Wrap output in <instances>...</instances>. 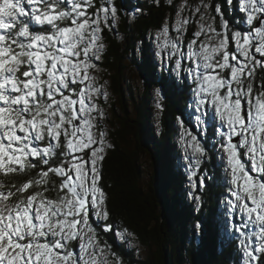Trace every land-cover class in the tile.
<instances>
[{
    "label": "snow or ice",
    "instance_id": "snow-or-ice-1",
    "mask_svg": "<svg viewBox=\"0 0 264 264\" xmlns=\"http://www.w3.org/2000/svg\"><path fill=\"white\" fill-rule=\"evenodd\" d=\"M237 2L250 26L243 33L230 29L219 4L213 8L201 0L191 9L205 23L188 44L187 58L197 61L188 76L198 85L196 125L204 131L209 103L222 122L219 146L233 185L228 192L234 198L226 199L227 224L241 238L244 264H264V83L254 94L256 69L264 71V0ZM226 3L231 7L233 0ZM90 8L94 10L89 12ZM187 10L185 0L177 8L175 37L168 36L167 24L157 37L165 38L163 47L181 71L185 58L181 36L191 21L181 13ZM118 11L114 0L98 7L93 0H0V170L29 176L19 187L11 185L14 192L0 193V264H122L107 245L96 241L89 223L90 213L105 221L109 216L99 182L105 149L112 145L99 130L104 113L95 103V97L107 94L102 85L79 87L96 80L89 69L97 67L104 48L103 26L112 28ZM211 12L222 20L219 30ZM44 25L49 29L39 30ZM229 38L235 51H228ZM217 69H227L229 76L221 77ZM221 88L227 89L224 96ZM156 95L162 97L161 90ZM178 123L185 128L186 150H192L185 157L192 168L193 162H203L207 150L182 118ZM240 149L249 160L247 166ZM50 173L60 178L59 184ZM199 185H205L204 177ZM30 188L34 190L28 192ZM48 191H55L56 197L45 196ZM9 197L15 199L8 202ZM237 213L242 217L239 222ZM196 228H201L199 222ZM104 230L112 231L113 226L106 223ZM114 234L121 240L131 235L127 230ZM73 241H78L79 252Z\"/></svg>",
    "mask_w": 264,
    "mask_h": 264
},
{
    "label": "trees",
    "instance_id": "trees-1",
    "mask_svg": "<svg viewBox=\"0 0 264 264\" xmlns=\"http://www.w3.org/2000/svg\"><path fill=\"white\" fill-rule=\"evenodd\" d=\"M114 2L119 10V20L115 23L116 27L112 24L114 30L107 29L103 32L101 42L104 50L97 65L107 73L113 85V93L121 100L126 92L123 60L129 52L135 54L136 43L142 41V59L140 62L135 59L134 63L143 74L145 89L136 106L135 117L126 111L127 106L124 103L122 112L113 110L112 117L115 122L110 130L112 147L105 152L102 179L99 182L105 193L104 205L109 216L105 221L98 220L92 213L89 214L90 224L96 232V240L102 247L107 245L122 264H240V242L231 238L227 230L223 232V221L227 223V220L222 216L227 215H223L226 208L220 206L219 200L228 190V180L218 162L219 154L216 148L219 145L215 130H212V125H209L206 132L197 130L194 126L192 107L189 105L191 88L185 81L178 84L151 68V45L146 36L149 31L161 29L166 15L173 14L175 9L165 6L162 2L157 6L137 0ZM210 2L221 6L224 19L229 21L231 30H239L242 33L247 30L245 14L240 11L237 0H233L231 7L226 0ZM93 3L98 7L105 3V0H93ZM135 7L143 12L133 15V20H129L133 17L130 12ZM217 23H222L220 16H217ZM48 29L49 26L44 25L39 30ZM229 45L233 50L234 43L231 38ZM23 69L22 65L21 71ZM262 83L264 71L257 67L254 77L256 93L262 90ZM155 88H160L165 97L160 119L162 128L159 132L152 124L154 109L151 105V92ZM127 89L134 101L131 87L127 85ZM178 118H182L184 125L198 135L207 150L201 175L196 176L194 189L185 188L186 184H192L190 177L193 172L185 169L187 167H184V172L176 166L181 154V149L177 146L180 125ZM143 155L150 157L153 167L149 189H145L141 183ZM17 168L19 169V166ZM32 175H36V170L32 171ZM200 176L205 178L203 187L199 185ZM50 177L59 184V177L51 173ZM28 179V175L19 171L5 173L0 170V193L14 192L12 184L19 187ZM34 188L28 189V192ZM44 195L55 198L57 193L48 191ZM197 197L200 198L199 204L193 199ZM14 199L15 197H9L8 202ZM197 222L201 225L199 230L196 228ZM106 223L113 226L112 231L104 230ZM123 230H127L135 236L139 244L149 249L150 254L145 260L140 259L135 250L122 243L114 234ZM72 247L77 249L76 241L72 242Z\"/></svg>",
    "mask_w": 264,
    "mask_h": 264
},
{
    "label": "rangeland",
    "instance_id": "rangeland-1",
    "mask_svg": "<svg viewBox=\"0 0 264 264\" xmlns=\"http://www.w3.org/2000/svg\"><path fill=\"white\" fill-rule=\"evenodd\" d=\"M140 2H144L147 1L150 4H154V5H159L161 2L165 5V6H171L175 9L173 14H168L166 15L164 22L162 24L165 25L167 24L169 27V33L168 36L169 37H175L176 36V26H175V19H176V14H177V8L185 3V0H181L178 1L177 0H137ZM187 5H188V10L184 11L183 13H181L182 16L184 17H191V21L185 25L184 27V31H183V35L181 36V42L183 45L182 51L185 53V58L182 61V65H183V70H178L175 67V57H173L172 59H169V50L165 47H163L164 44V37L161 36L160 39L158 40L157 37L161 32V29L159 30H153V31H149L148 36H146V39L148 42H150L151 45V53H152V66L151 68L156 71L159 75H163L165 74L169 80H174L176 83L180 84V82L185 81L188 84V87L191 88V96L189 99V105L192 107L191 113L192 116L194 118L195 115V104L196 101L198 100V97L195 94V89L197 88V83L194 82L192 80V78L190 76H188V70L194 66V64L197 62L196 58L193 57L192 59H188L187 58V50H188V44L190 43V41L193 39V34L196 31L200 30V25L201 23H205L200 21L199 19V14L198 13H194L191 11V9L195 8L197 5L200 4L201 0H186ZM209 3L210 0H208ZM212 4V3H211ZM217 4H212L213 8L216 6ZM94 9H89L90 11H93ZM143 11L137 7L133 8L132 11L130 12L131 16L133 15H140ZM245 14V13H244ZM211 15L216 16V21L214 23V26L217 27V29L219 30V24L217 23V15L215 12H211ZM245 17V26L247 28V30H249L250 26L247 24L246 22V14L244 15ZM133 17H130L129 20H133ZM119 20V17H118ZM117 21H115L113 24H117ZM57 23H60L59 21ZM255 23V22H254ZM115 24V27H116ZM114 30L113 26L112 28H108L107 26H103V31L101 33L100 36V42L101 39L103 37V32L104 30ZM246 30V31H247ZM205 37L202 34L200 37V40H204ZM200 40H198V44L200 42ZM210 43H214V42H210ZM142 47H143V42L139 41L138 43H136V49H135V54L131 52H129L126 57L123 60V65L125 66V70H124V74H125V83H124V91H126L124 93V96H122V101L119 99V96L115 95L113 93V85L111 84V81L109 79V77L107 76V73H105L104 71H102L100 69V67L97 65L96 68H90L89 69V75L90 76H95L96 80L94 81H85L84 84L79 85V87L83 88L85 87V85L91 83L93 86H100L102 85L103 88L102 90L104 92H106V96H97L95 97V103L97 105H99L100 109L103 111L104 115L102 117L99 118V130L103 131L106 133V144L110 143V130H111V125H113V123L115 122V120L113 119V110L117 111V112H122V106L123 103L126 104L127 106V110L130 114V116L135 117L137 115V110H136V106L138 104V102H140V98L142 97L143 93H144V89H145V83L143 81V77H142V72L141 70H139V67L136 66L135 59L136 61L138 60V62L141 61L142 59ZM231 46L228 44V51L232 52L235 51V46L233 48V50L230 48ZM193 48L195 49L196 46H193ZM104 50V48H103ZM103 52V51H102ZM102 54V53H101ZM101 58V57H100ZM218 58V57H217ZM100 61V60H99ZM99 61H95V63L97 64ZM200 63H203V61H199ZM230 63H231V57H230ZM217 72L219 73V75L221 77H228L229 76V72L227 69H217ZM80 75H83V72L81 71ZM127 85L129 87H131L132 92H133V96H134V101L132 99V96L129 93L128 89H127ZM233 88L236 87L235 82H233ZM160 88H155L154 90H152L151 92V105L153 107V112H152V124L154 125V127L156 128V131H160L161 130V123H160V119H161V114H162V110L164 109V101H165V97L163 95L162 92V97H157L156 95V90ZM128 91V93H127ZM227 91L226 88H221L220 90V95L224 96L225 92ZM254 94H256L255 90H254ZM75 99V97H73ZM86 103H89L88 101H86ZM158 104H162V108H158L157 105ZM78 106V105H77ZM93 116L96 115L95 112L92 113ZM195 122V119H194ZM221 120L219 119V116L217 114L214 113L213 111V107L212 105L209 103L206 109V125L204 126V131L206 132L209 128V125L213 126L212 130H215L216 136L218 138V145H220V140L221 137L219 135L220 131H221ZM194 126H196L197 130H200V128L196 125V122L194 123ZM188 129H190L192 132L193 130L191 128L188 127ZM94 132H96V129H93ZM185 128L182 127L181 125H179V138H178V143L177 146L179 149H181V154L179 155V161H177L176 166L185 171V169H188L190 171L193 172V169L195 171V174L192 173L191 177H190V182H192V184H190L189 186L186 184L185 188L187 187H191L194 189V187L196 186L197 180H196V176L201 175V169L203 168V162L205 161V158L203 159V162L199 165H196L193 162L192 168L189 167V161L187 159H185L186 155L191 154L192 150L191 148H187L185 147V140L187 139V137H184L182 139V136L184 134ZM194 133V132H193ZM18 135H22V133H17ZM98 135V133H97ZM235 140L238 139L234 138ZM202 146L205 148V144L203 142ZM44 145H42L43 147ZM93 147H97V145H93ZM108 148L106 147L105 152ZM217 153L219 154V158H218V162L222 165V169L223 172H225L226 176H227V186L228 189L231 185L230 183V176L228 174V172L225 170L226 169V163L224 160L225 157V153L220 149V146L218 148H216ZM85 152H87V150H85ZM186 152V153H185ZM188 153V154H187ZM81 153L77 152L76 155H80ZM240 154H241V160L242 162L247 166L249 165V160L248 158L244 155V151L243 149H240ZM85 159H87V156H85ZM141 165H142V180L141 183L143 185V187L145 189H149L151 182H152V176H153V167H152V162L150 160V157L147 155H143L141 158ZM184 167H187L184 169ZM201 177V176H200ZM157 186V185H155ZM99 195V194H98ZM194 201H196L197 204H199L200 198L199 200H197L196 198H193ZM226 199H234L232 197H230L228 190L224 193V195H222L221 199L219 200V204L220 206L223 205V208H226V213L223 215H227L228 209L226 206ZM189 201V200H188ZM190 202V201H189ZM188 202V203H189ZM103 204H104V200H103ZM105 206V205H104ZM220 212V211H219ZM95 215V214H94ZM95 217L98 220H104L103 218H98L96 215ZM223 219L227 220V217L222 216ZM241 214L237 213L235 216V220L236 221H241ZM90 223V220H89ZM223 224L225 226V229H223V232H225L224 230H227L230 233L231 238L237 239L239 242L241 240L239 234L232 230L227 223H225V221H223ZM81 226L78 225L77 228L79 229ZM258 227V225H257ZM252 226L249 225V235L252 234ZM89 235H91V233H89ZM120 239V238H119ZM121 240V239H120ZM97 241V240H96ZM122 243H126L127 246L130 249H133L136 251L138 257L140 259L145 260L149 254L150 251L149 249H147L146 247H144L143 245L139 244L138 241L136 240L135 236L130 235L127 236L126 239L121 240ZM78 243V241H76ZM241 246V243H240ZM242 248V247H241ZM76 252H79V248L77 247V249H75ZM244 257H243V251H242V258H241V263L240 264H244Z\"/></svg>",
    "mask_w": 264,
    "mask_h": 264
},
{
    "label": "water",
    "instance_id": "water-1",
    "mask_svg": "<svg viewBox=\"0 0 264 264\" xmlns=\"http://www.w3.org/2000/svg\"><path fill=\"white\" fill-rule=\"evenodd\" d=\"M238 139H239V138H238ZM238 139H237V140H238ZM163 215H164V214H163Z\"/></svg>",
    "mask_w": 264,
    "mask_h": 264
}]
</instances>
